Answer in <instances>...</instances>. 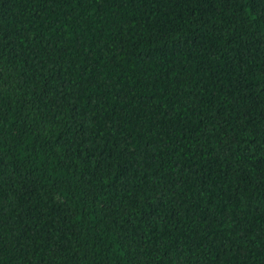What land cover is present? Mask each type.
Instances as JSON below:
<instances>
[{"label": "trees", "instance_id": "16d2710c", "mask_svg": "<svg viewBox=\"0 0 264 264\" xmlns=\"http://www.w3.org/2000/svg\"><path fill=\"white\" fill-rule=\"evenodd\" d=\"M0 264H264V0H0Z\"/></svg>", "mask_w": 264, "mask_h": 264}]
</instances>
